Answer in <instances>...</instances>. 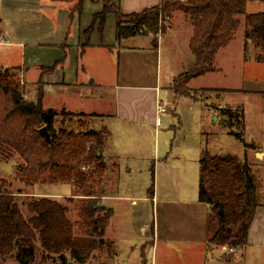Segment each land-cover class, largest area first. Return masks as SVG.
I'll list each match as a JSON object with an SVG mask.
<instances>
[{"label":"crops","instance_id":"crops-1","mask_svg":"<svg viewBox=\"0 0 264 264\" xmlns=\"http://www.w3.org/2000/svg\"><path fill=\"white\" fill-rule=\"evenodd\" d=\"M113 1L125 15L140 13L163 2ZM74 4V1L56 0H0L3 29L0 48L5 52L0 60L1 68H19L24 87L35 93L30 99L36 100L40 93L44 94L45 110L80 111L105 122L109 118V122L137 135L152 126L160 134L164 113L158 111L162 104L163 62L159 41L123 45L133 36L119 41L121 45H118L117 19L109 14L104 31L100 30V21L97 22L87 44L85 31L93 25L96 14L104 10V2L84 0L82 14ZM111 16L116 21L107 28ZM246 83L244 92L264 94V79ZM193 98L188 96L197 104L199 101ZM109 150L106 145L104 155L109 156ZM250 151L257 161L264 162V149ZM169 155L162 156L159 150L153 165L151 160L144 161L154 171V188L147 194L125 196L109 191L112 180L104 182L106 192L102 203L113 211L105 240L115 241L114 219L126 207L128 211L117 225V232L124 240L131 239L130 250L140 252L138 263L145 249V244L139 243L151 241L152 264H264V199L250 227L245 253L243 248H233L236 252H230L228 246L212 248L208 231L210 207L199 200L200 174L199 181L198 174L193 176V171L201 172L202 155L194 163L184 160L181 167ZM114 259L109 257L110 264H115Z\"/></svg>","mask_w":264,"mask_h":264},{"label":"trees","instance_id":"trees-1","mask_svg":"<svg viewBox=\"0 0 264 264\" xmlns=\"http://www.w3.org/2000/svg\"><path fill=\"white\" fill-rule=\"evenodd\" d=\"M78 1L77 11L82 14L84 0ZM103 2L104 10L96 14L93 25L85 31L87 44L97 22L100 21L103 32L111 13L118 19V41L145 30L159 33L161 15L171 17L173 11L185 14L194 27L190 42L194 62L176 80L174 89L178 95L192 96L189 82L216 69L218 52L234 40L243 20L247 23L246 50L254 42L261 49L257 58L264 62V0H163L157 7L129 15L123 14L113 0ZM255 2L261 3L263 10L249 13V4ZM2 32L0 18V40ZM17 72L19 68L5 69L0 75V145L25 161L18 167V175L27 186L47 181H74L83 193L73 194L68 201L78 195L85 199L78 208L81 221L76 223L69 218L66 203L48 196L29 201V216H26L19 203L23 192L14 193L10 185L1 184L0 257L13 256L19 264H33L40 244L48 256L57 255L62 264H87L95 251L107 244L105 236L113 216V211L102 203L107 168L104 149L110 132L106 128L87 133L57 129L60 115L73 116V113L66 109L61 114L45 110L43 93L36 100L25 97V87L22 89L13 80ZM226 111L231 124L234 119L238 124L242 122L241 114L232 109ZM43 127L48 128L51 143L41 134ZM231 134L241 137L234 131ZM200 164L199 200L210 207L209 243L217 247H245L256 210L262 205L261 184L252 165L236 157L227 159L210 152L204 154ZM87 165L92 166V171L82 170ZM77 230L83 235H77Z\"/></svg>","mask_w":264,"mask_h":264},{"label":"rangeland","instance_id":"rangeland-1","mask_svg":"<svg viewBox=\"0 0 264 264\" xmlns=\"http://www.w3.org/2000/svg\"><path fill=\"white\" fill-rule=\"evenodd\" d=\"M74 3L75 9L78 10L79 1L76 0ZM262 10L263 5L259 2L250 3L248 6L249 13H258ZM111 17L108 19L107 28L116 21V15ZM246 27L247 23L243 20L234 40L218 52L214 71L207 72L188 84L190 95L199 101L197 104L190 101L188 96L178 95L174 89L178 77L186 72L194 62V55L190 48L194 27L183 12L173 11L171 17L161 15L159 33H150L145 30L123 43V45H144L148 41L152 43V39L154 43L158 41L160 43L163 58L160 67V78L162 79L160 101L169 109L162 115L164 123L160 134H157L154 127L149 126L148 131L137 135L136 132L128 131L122 125L109 122V118L105 122V120L90 118L87 114L81 117L80 111L70 110L67 112L73 113V116L60 115L56 128H65L67 131L73 130L77 133L108 129L110 136L106 145L110 149V155H105L104 159L107 167L104 171V181L112 180L109 184L111 192L125 196L149 193L154 188V171L150 166L147 167L144 161L151 160V165H153L159 150L162 156L170 154L169 157L178 167L183 166L184 160L193 162L198 156L200 158L201 155L203 157L205 153L210 152L212 155L223 158L236 157L249 162L262 185L260 195L264 199V162L257 161L250 151L255 148L264 149V94L243 91L247 86L246 82H251L253 79H264V62L258 60L257 56L261 49L254 42H250L249 49L246 50ZM118 45H121L119 41ZM4 53L0 48V60ZM219 68L222 70H218ZM15 75L16 78L13 80L23 89L20 74L17 72ZM172 78L174 79L171 85ZM23 91H25V97H29L28 99L35 94L31 90H26V87ZM228 109L241 114L242 122L238 124L234 119L231 124L227 117L226 110ZM62 110L58 109L57 112L61 114ZM232 131L241 134V137L231 134ZM9 155L13 156L9 157ZM24 163L25 161L19 155L12 154L9 149L6 150L0 145V185L7 183L10 185V191L23 192L19 197L23 213L29 216L27 204L33 198L48 196L69 206L68 216L72 222L81 221L78 208L85 197L78 195L68 201V197H72L73 194L83 193L81 187L74 181L67 183L47 181L27 186L18 175V167ZM82 170L92 171V166L87 165V168L83 167ZM199 171L197 173L193 171V176L198 174V181ZM125 211H128L126 207L114 219L115 241L109 243L106 241V246L97 249L87 264H110V256L116 257L115 264H125L127 261L129 264L153 263V243L151 241L139 243L145 244V249L142 260L138 263L140 252L129 249L128 243L132 242L131 239L124 240L122 235H118L117 225L123 222ZM77 235H83V232L77 230ZM213 247L222 248L212 245ZM243 252L245 253V247H243ZM0 264L19 263L15 257L8 256L0 257ZM33 264H62V262L57 255L48 256L38 244Z\"/></svg>","mask_w":264,"mask_h":264},{"label":"water","instance_id":"water-1","mask_svg":"<svg viewBox=\"0 0 264 264\" xmlns=\"http://www.w3.org/2000/svg\"><path fill=\"white\" fill-rule=\"evenodd\" d=\"M3 71L4 70L0 67V75L3 73ZM40 132L45 137L46 141L48 143H51L52 138H51V134H50L48 128L47 127H43V128L40 129ZM104 207L107 208L106 206H104Z\"/></svg>","mask_w":264,"mask_h":264},{"label":"built area","instance_id":"built-area-1","mask_svg":"<svg viewBox=\"0 0 264 264\" xmlns=\"http://www.w3.org/2000/svg\"><path fill=\"white\" fill-rule=\"evenodd\" d=\"M168 107L166 106V105H163V104H159V107H158V111H159V113L160 114H162V113H166V112H168ZM230 252H236V249H233V248H231V249H228Z\"/></svg>","mask_w":264,"mask_h":264}]
</instances>
